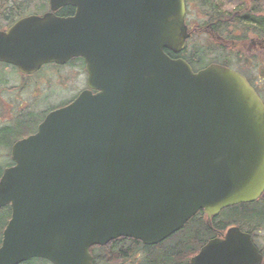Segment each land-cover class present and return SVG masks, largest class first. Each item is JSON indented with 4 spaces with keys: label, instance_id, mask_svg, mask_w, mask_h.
I'll return each instance as SVG.
<instances>
[{
    "label": "water",
    "instance_id": "obj_1",
    "mask_svg": "<svg viewBox=\"0 0 264 264\" xmlns=\"http://www.w3.org/2000/svg\"><path fill=\"white\" fill-rule=\"evenodd\" d=\"M50 4L0 31V61L29 75L81 56L89 84L12 146L14 164L0 179V210L12 208L0 264H94V245L157 244L199 210L211 224L222 209L260 199L264 101L242 73L219 64L194 72L166 52L186 46L185 0ZM64 5L77 14L56 16ZM263 262L238 226L191 259Z\"/></svg>",
    "mask_w": 264,
    "mask_h": 264
},
{
    "label": "trees",
    "instance_id": "obj_2",
    "mask_svg": "<svg viewBox=\"0 0 264 264\" xmlns=\"http://www.w3.org/2000/svg\"><path fill=\"white\" fill-rule=\"evenodd\" d=\"M3 1L0 0V2ZM239 1L241 4L238 7L231 11H226L215 0H200L202 6L206 8L204 11L205 16L216 22L217 28L227 35L226 39L231 40L233 38L232 30L236 28L242 31V38L239 36L240 44L245 45L247 40H249V38H245L249 32L256 37H263L264 6L261 5L260 0ZM250 1L252 2L249 5ZM9 2L10 7L20 6L21 3L24 4L25 2L27 5L31 3L30 0H9ZM167 53L175 56L168 50ZM190 53L196 61L192 59ZM184 56L193 65H196L194 62H197L199 66L209 62L206 60L205 51L200 52V49L196 48L189 54L185 51ZM24 88L19 86L18 89L16 87L9 89L18 91ZM4 90L6 88L0 90V98ZM3 103H5L4 100ZM30 108H20L19 106L15 111L9 107L4 109V105L0 104V150L7 152L3 162H0V178L4 169L14 163L11 160L10 150L12 145L21 137L34 132L46 112V110L40 112L33 109L30 111ZM11 212L12 208L9 205L1 207L0 246L2 244L3 230L10 220ZM211 223L212 226L207 223L205 212L200 210L196 216L185 223L181 230L175 232L170 238L160 244L148 246L143 244L141 240L121 237L116 238L117 240L111 241L105 246H94L91 249L94 254V262L96 264H128L129 262L131 264L135 262L137 264H191V257L197 254L210 238L217 236L215 233L219 230L224 231L231 225H238L241 229L256 235L255 231L264 227V195L256 202L231 205L223 209L218 217L212 219ZM37 260L40 261L39 264H53L39 257L29 259L22 264H34Z\"/></svg>",
    "mask_w": 264,
    "mask_h": 264
},
{
    "label": "rangeland",
    "instance_id": "obj_3",
    "mask_svg": "<svg viewBox=\"0 0 264 264\" xmlns=\"http://www.w3.org/2000/svg\"><path fill=\"white\" fill-rule=\"evenodd\" d=\"M215 1L218 5H220V7H222V9L226 11H231L241 4L239 0ZM252 1H250L248 4L250 5ZM260 1V3H262L261 5L264 6V0ZM198 2L201 4L200 0H198ZM38 4L48 5V0H40ZM198 7L199 5L196 6L192 4V9L196 10ZM203 12V9H198L196 12L201 24H204L203 21L206 19V17L203 15ZM250 35L255 37L251 33ZM189 41L190 42L188 43L187 50L188 54L195 48L200 49V52L205 51L207 61H212V59H215L214 54L218 55L221 52V48L216 44L217 41L210 39V37L208 38L205 35L199 34L197 36H193ZM228 49L233 57L238 55L237 58L241 57L243 59L244 64L247 65V72L250 73L252 67L256 66V62L252 59L250 53L240 52V50H238L236 47H229ZM229 52L226 51V53ZM190 55L192 56L191 53ZM223 58L225 59V57ZM192 59L196 61L193 56ZM236 64L238 66V63ZM79 70V67H60L53 64L46 65L41 68L39 73L33 74L28 80H22L23 75L20 73V71L14 70L11 66L7 67V65L5 66L4 64L0 63V90L2 88H6V90L1 93L0 104L4 105V109L9 107L11 110L16 111L20 106V108L31 107L30 111L33 109L34 111L40 112L52 106L54 107L61 105L65 101L74 98L76 94L84 87L83 76H80V74L78 75ZM254 73L256 72L251 70L250 74L254 75ZM19 86H23L25 88L18 91L9 89L12 87H16L18 89ZM1 99H3L5 103H3V100ZM6 153L7 152L0 150V162H3L4 157H6ZM255 233V242L264 254V227H261L258 231H255ZM39 263L40 261L37 260V262L34 264ZM128 264L131 263L129 262ZM134 264H137V262Z\"/></svg>",
    "mask_w": 264,
    "mask_h": 264
},
{
    "label": "flooded vegetation",
    "instance_id": "obj_4",
    "mask_svg": "<svg viewBox=\"0 0 264 264\" xmlns=\"http://www.w3.org/2000/svg\"><path fill=\"white\" fill-rule=\"evenodd\" d=\"M30 1L31 3L28 5L25 2L24 4L21 3L20 6H15V7H10L9 0H4L3 2H0V31L8 30L13 25H15V22L23 18H27V16H33V15L43 16L49 12H52L50 0H48V5H46L47 3L38 4L40 0H30ZM185 2L187 6L185 18H186V25L188 26V29L191 33L190 38H192L195 33H198L200 35H205L208 38L210 37V39L217 41V44L221 46L222 51L226 49V47L230 46L232 48L236 47L238 50H240V52H243V53L248 52L251 54L252 59L256 62V66H253L251 69L256 72L254 73V75L250 74L251 70H250V73L247 72L248 71V69L246 70L247 65L244 64V61L241 57L237 58L238 55H236L235 57L232 56L231 58L229 57L230 54L227 55V53L223 51V53L221 54L223 55L222 58L225 57V59L223 61L215 60L214 62H217L220 64H226L230 66L232 69L238 71L239 73H242L248 79L249 83L252 84L253 87L256 89L258 95H261V97L264 100V34H263V37H258V36L253 37L250 35V32H249L246 35V38H249V40H247V42L244 45V44H240V38H242V31L236 28H233L232 30L233 38H231V40L226 39L227 35L223 33V31H220L216 26V22L211 21L209 17H206L204 12H203V15L206 17V19L203 21L204 24H201V21H199L196 15V12L198 11V9H203L205 11L206 8L202 6L198 2V0H185ZM192 4L196 6L199 5L198 9L196 10L192 9ZM53 13L58 17H71L72 18L73 16L77 14V10L74 5H64V6H61V8L55 10ZM214 55H215V58H218L217 54H214ZM236 63H238V66ZM52 64L56 66H60V67H63V66H71V67H77V68L79 67L80 73L78 72V75L79 74L80 76L82 75L84 79V87L81 89V91H79L74 98L68 100L65 104L54 107L55 109V108H60V107H63L71 103L74 99H76V97L79 94H81V92L86 90L89 84V78H88V71L86 67V64H87L86 60L81 56L74 57V59H72L71 61H68L67 63H64L63 65H59L55 63H52ZM12 68L17 70L14 67ZM41 68H43V66ZM29 77L31 76L30 75L24 76L22 80H28ZM92 90L94 94L98 93V90H95V89H92ZM222 233L223 231H220V230L217 231L215 233L217 234V236L215 237H220V235H223Z\"/></svg>",
    "mask_w": 264,
    "mask_h": 264
}]
</instances>
